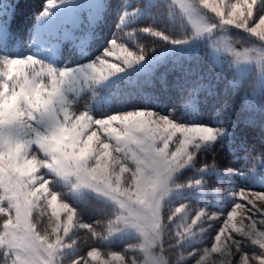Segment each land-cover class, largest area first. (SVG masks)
I'll return each instance as SVG.
<instances>
[{
  "label": "clouds",
  "instance_id": "obj_1",
  "mask_svg": "<svg viewBox=\"0 0 264 264\" xmlns=\"http://www.w3.org/2000/svg\"><path fill=\"white\" fill-rule=\"evenodd\" d=\"M80 3L0 40V264H264V0H119L65 54Z\"/></svg>",
  "mask_w": 264,
  "mask_h": 264
},
{
  "label": "rangeland",
  "instance_id": "obj_2",
  "mask_svg": "<svg viewBox=\"0 0 264 264\" xmlns=\"http://www.w3.org/2000/svg\"><path fill=\"white\" fill-rule=\"evenodd\" d=\"M13 11L9 13L12 18ZM104 14V6L98 0H81L75 8L60 10L50 24L42 29V40L51 43L56 49H63L65 54L71 45H86L92 39L91 26L96 23L97 17ZM0 40L9 47L15 44L20 37L12 42L10 39V25L0 30Z\"/></svg>",
  "mask_w": 264,
  "mask_h": 264
},
{
  "label": "trees",
  "instance_id": "obj_3",
  "mask_svg": "<svg viewBox=\"0 0 264 264\" xmlns=\"http://www.w3.org/2000/svg\"><path fill=\"white\" fill-rule=\"evenodd\" d=\"M41 2L42 0H28L27 3L17 5L16 9L13 10L10 23V39L12 40V42H14L15 38L17 37H20L21 39L25 37L28 28H30L32 24L33 13L39 9ZM119 10V0H112L107 10H104L103 22L100 23L99 27L97 28L99 38L95 39L94 42L91 44V49L93 51L99 48L111 34ZM161 70L163 71L164 69ZM172 75H175V73H173ZM172 75L169 76V81H171ZM237 103H239L238 98ZM243 137H247L249 140H252L254 139V133L241 126L237 129V144L239 143V139ZM233 147H236V145H233ZM220 156L222 157V163H233V155L229 151V148L227 146L221 149Z\"/></svg>",
  "mask_w": 264,
  "mask_h": 264
}]
</instances>
